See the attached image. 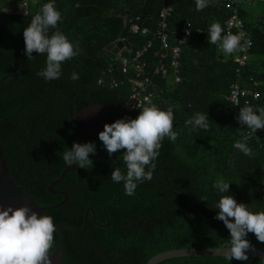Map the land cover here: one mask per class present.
I'll return each mask as SVG.
<instances>
[{
	"label": "trees",
	"instance_id": "1",
	"mask_svg": "<svg viewBox=\"0 0 264 264\" xmlns=\"http://www.w3.org/2000/svg\"><path fill=\"white\" fill-rule=\"evenodd\" d=\"M18 0H0V153L13 182L38 205L59 202L62 196L48 194L46 185L67 166L62 154L73 143H93L95 154L91 168L66 171L54 186L66 194L58 207L44 210L53 223L64 222L80 229L87 206L84 230L74 232L61 227V264H144L152 255L175 248H214L228 242L230 234L222 221L215 219V204L223 195L232 196L253 213L264 211V130L250 136L247 145L252 158L234 148L247 129L231 116L239 107L225 100L227 86L235 78L233 53L226 55L208 43V30L235 13L251 39L250 57L238 68L240 86L254 88L258 98L249 106L264 108V8L258 18L239 4L209 0L208 7L197 11L195 0H171L166 16L170 44L180 36L182 21L190 22V34L180 46L179 82L170 77L151 76L160 91L150 103L161 110L173 108V131L179 133L173 143L162 141L154 161L153 178L139 183L135 194H125L123 183L111 180L119 167L126 173L121 157L124 150L109 156L98 134L81 135L83 122L76 116L88 106L105 108L103 127L118 119H135L141 107L128 106L131 82L118 70L116 53L105 46L124 38L131 51L147 40L151 46L143 59L151 63L158 41L152 36L165 0H51L61 13L57 28L82 52L62 63L59 79L46 81L37 75L46 66V55L33 52V60L24 54L23 31L41 6L50 0H37L26 14L5 11ZM148 29L144 35L130 33L126 20ZM200 32L196 33L195 30ZM56 29H51V32ZM223 35V33H222ZM122 50L121 55H126ZM221 54L219 57L218 55ZM19 74L13 75L20 65ZM146 70L149 71L148 66ZM79 78L72 80L71 74ZM150 76V73H149ZM110 77L121 80L108 87ZM101 79L103 85L97 84ZM256 82L255 85L252 83ZM121 109L122 111L117 110ZM196 113H206L209 129L190 131L185 121ZM258 114V113H257ZM100 131V132H101ZM148 171V168H145ZM222 177L230 183L227 193H219L213 184ZM107 222V226L103 224ZM54 233V244L57 241ZM246 239L264 251V243L249 233ZM52 249L50 250V252ZM248 256V255H247ZM157 264H264L248 256L247 261H228L224 256L175 257Z\"/></svg>",
	"mask_w": 264,
	"mask_h": 264
},
{
	"label": "clouds",
	"instance_id": "2",
	"mask_svg": "<svg viewBox=\"0 0 264 264\" xmlns=\"http://www.w3.org/2000/svg\"><path fill=\"white\" fill-rule=\"evenodd\" d=\"M208 5L209 0H195L197 11H202ZM61 18V13L50 0L41 6L23 31L24 54L27 58L33 60V52L46 55L45 68L37 72L46 81L59 79L62 63L82 52L79 42L73 44L57 28ZM51 29L56 30L49 35ZM222 33L220 24L212 23L208 30V43L219 44L226 55L241 50L239 36ZM70 78L76 80L79 76L74 72ZM174 107L169 106L165 111L154 104L141 105L135 119H118L111 124H105L103 131L98 133V138L109 156L124 150L121 159L126 166V173L117 167L112 170L110 177L115 183H123L126 195L133 196L139 183L153 178L156 168L154 161L159 155L164 138L167 137L173 143L177 140L179 133L173 131ZM237 120L250 131L233 146L252 158L254 152L247 145V140L258 129L264 130V108L254 110L247 104L239 107ZM188 126H191L190 131H207V114L196 113L185 121V127ZM95 151L96 146L93 143H73L71 149L63 152L62 159L68 166L75 164L79 168L87 169L93 166L89 156L95 154ZM146 167L148 171H145ZM229 185L230 183L220 177L213 187L219 193H227ZM214 207L219 210L215 219L222 221L230 234L228 242L221 246L224 258L228 261H247L246 252L255 251V247L246 239L247 235L252 233L259 242L264 243V211L253 213L245 204L237 203L230 195L221 196ZM55 231L52 217L38 216L27 204L16 208L9 205L0 209V264H52L49 253L54 245Z\"/></svg>",
	"mask_w": 264,
	"mask_h": 264
},
{
	"label": "built area",
	"instance_id": "3",
	"mask_svg": "<svg viewBox=\"0 0 264 264\" xmlns=\"http://www.w3.org/2000/svg\"><path fill=\"white\" fill-rule=\"evenodd\" d=\"M168 4L162 7L158 13L159 20L157 22L156 29L152 32V36L158 41V49L153 51L151 57L154 60L149 63L147 60L143 59V55L147 52V49L151 46V40H147L140 48L131 51L130 49H125L122 47L117 53L116 57L118 60V70L120 73L127 77L131 82L129 86L128 99L130 101V107L133 109L141 107L143 103L152 102L157 95V84L151 76L159 75L160 77H170L171 82H179V56H180V46L184 40L190 34V22L185 20L182 21L179 26L180 36L176 38L174 44H170L169 35L166 31V21L165 18L171 10L169 2L171 0H165ZM216 1V0H212ZM228 4H239L241 2H247L248 0H226ZM253 1V0H251ZM264 4V0H260ZM37 0H18L13 2L7 7L8 12H14L19 14H26L28 6L35 4ZM138 17H130L126 20L127 28L130 33H137L144 35L148 32V29L144 26H140L137 23ZM196 33L200 30L196 29ZM234 34L240 37L241 50L237 51L233 57L232 61L236 64L235 78L231 81L228 86V92L225 95V100L228 101L232 106L238 105H248L252 101L258 98V92L254 88L242 87L238 81V68L243 66L244 63L250 57V47L251 39L246 34L241 18H239L235 13L229 15L223 22V35ZM118 40H125L124 38H119ZM127 50L126 55H121L122 50ZM215 49L220 50L219 44H215ZM148 66L149 71L146 70ZM150 73V76H149ZM121 80H117L110 77L108 82V87L116 86ZM97 84L103 85L101 79L97 80ZM253 85L256 82L252 83ZM238 101V104H237ZM237 112H234L231 116L233 122H238ZM250 130H246L241 136V139L248 135ZM259 133V129L251 136H256ZM250 138V137H249Z\"/></svg>",
	"mask_w": 264,
	"mask_h": 264
},
{
	"label": "water",
	"instance_id": "4",
	"mask_svg": "<svg viewBox=\"0 0 264 264\" xmlns=\"http://www.w3.org/2000/svg\"><path fill=\"white\" fill-rule=\"evenodd\" d=\"M122 47L125 49H129V44L126 40H114L109 42L105 49L109 50L111 53H117ZM221 56L220 54L218 55ZM23 66L22 64L17 68V71L13 75H18L20 67ZM12 75V74H6L0 76V84L3 78ZM130 105V101H128V106ZM106 109H104L103 112V118H104V112ZM103 118L99 123V130L98 133L101 131L103 126ZM78 134L85 135L83 131L77 132ZM97 133V134H98ZM74 165V164H73ZM72 166H65L59 173V175L52 179L47 185H46V192L48 194H59L62 196V199L54 204L50 205H38L28 194H26L23 190L19 188V186L13 182L11 177L8 174L7 167L5 164V160L1 156L0 153V209L6 208L9 205L13 208L23 206L25 204L29 205L34 211L37 212L38 216L42 215L44 210L51 209L54 207L60 206L66 198V194L61 191L54 189V186L62 179L66 171H72ZM87 212H90L92 215V209L90 206H87L85 210L83 211V224L80 229L72 228L69 225H67L64 222H57L54 225L56 226V234H57V241L53 245L52 251L49 253L50 259L52 261V264H61L62 261V252L60 249V243L62 239L61 235V227H64L66 229L72 230L74 232H81L84 230L85 222H86V215ZM104 226H107V222L103 224ZM246 255L253 256L258 259H260L264 263V251L255 248V251H247ZM211 257V256H224L223 250H221V247H214V248H175V249H167L161 252H158L151 257L147 259V261L144 264H157L158 262L169 259V258H175V257Z\"/></svg>",
	"mask_w": 264,
	"mask_h": 264
},
{
	"label": "rangeland",
	"instance_id": "5",
	"mask_svg": "<svg viewBox=\"0 0 264 264\" xmlns=\"http://www.w3.org/2000/svg\"><path fill=\"white\" fill-rule=\"evenodd\" d=\"M239 7L244 9L246 12H248L252 18H258L264 8V4L260 0H248L247 2H241L239 3ZM7 9V8H6ZM7 11V10H6ZM223 53V52H222ZM224 55V53H223ZM160 91L157 90V95H159ZM96 107H89L82 111L79 114H76V116L83 121L84 129L87 132H96L99 130V123L103 118V112L101 111V108L98 107V110H95ZM119 111H122L119 108H116Z\"/></svg>",
	"mask_w": 264,
	"mask_h": 264
},
{
	"label": "flooded vegetation",
	"instance_id": "6",
	"mask_svg": "<svg viewBox=\"0 0 264 264\" xmlns=\"http://www.w3.org/2000/svg\"><path fill=\"white\" fill-rule=\"evenodd\" d=\"M89 107H96V105H94V106H88V107H86L85 109H87V108H89ZM97 107H99V106H97ZM101 108V107H100ZM84 109V110H85ZM105 109V108H104ZM103 108H101V111H103L104 110ZM83 110V111H84ZM77 114H79V113H77ZM81 120V119H80ZM82 121V120H81ZM83 122V121H82ZM84 125V124H83ZM82 131L84 132V134L86 135V136H90L92 133L91 132H87L85 129H84V126H83V128H82ZM98 133V131H96V132H94L93 134H97Z\"/></svg>",
	"mask_w": 264,
	"mask_h": 264
},
{
	"label": "crops",
	"instance_id": "7",
	"mask_svg": "<svg viewBox=\"0 0 264 264\" xmlns=\"http://www.w3.org/2000/svg\"><path fill=\"white\" fill-rule=\"evenodd\" d=\"M217 51H221V49L220 50H217ZM221 55V54H220Z\"/></svg>",
	"mask_w": 264,
	"mask_h": 264
}]
</instances>
